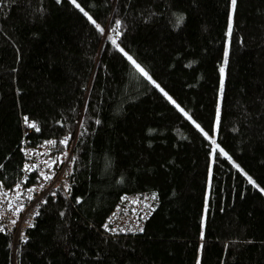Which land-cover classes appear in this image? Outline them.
<instances>
[{
    "label": "trees",
    "instance_id": "trees-1",
    "mask_svg": "<svg viewBox=\"0 0 264 264\" xmlns=\"http://www.w3.org/2000/svg\"><path fill=\"white\" fill-rule=\"evenodd\" d=\"M75 2L0 0V186L23 143H75L69 195L17 245L0 222V264H264V0ZM216 115L256 185L219 150L210 170ZM143 192L139 233L108 222Z\"/></svg>",
    "mask_w": 264,
    "mask_h": 264
},
{
    "label": "built area",
    "instance_id": "built-area-1",
    "mask_svg": "<svg viewBox=\"0 0 264 264\" xmlns=\"http://www.w3.org/2000/svg\"><path fill=\"white\" fill-rule=\"evenodd\" d=\"M23 128L24 133L29 132L34 128V123L29 121ZM63 143L67 145L63 151H59V147H53L51 141L36 149L23 143L21 151L25 162L21 180L10 188L0 186V222L11 233L14 245L25 239L26 231L38 215L40 203L45 195H53L56 189L65 197L69 195L71 157L75 143L74 139ZM31 173L35 174V180L25 188L22 182L27 180ZM154 202V197L146 192L125 197L108 222H118L115 228L122 232L139 233L144 221L151 214L150 204Z\"/></svg>",
    "mask_w": 264,
    "mask_h": 264
},
{
    "label": "rangeland",
    "instance_id": "rangeland-1",
    "mask_svg": "<svg viewBox=\"0 0 264 264\" xmlns=\"http://www.w3.org/2000/svg\"><path fill=\"white\" fill-rule=\"evenodd\" d=\"M75 4L77 5L78 3L75 2ZM79 5V4H78ZM79 8L82 9V7L79 5ZM231 20V19H230ZM223 70V69H221ZM221 72V79L223 78L224 76V72L223 71H220ZM217 125H218V118H217V115H216V119H215V122H214V127H213V134H207V138L209 139L210 143H211V159H210V170H211V165H212V162H213V152H215L216 150H219L223 155L224 157H226L230 163L236 167L237 169L241 170L245 175L246 177L248 178V180L251 179L252 183L251 184H254L256 185V182L240 167V165L235 161L233 160L229 155L228 153L222 149L219 144L217 143L216 141V130H217Z\"/></svg>",
    "mask_w": 264,
    "mask_h": 264
},
{
    "label": "snow or ice",
    "instance_id": "snow-or-ice-1",
    "mask_svg": "<svg viewBox=\"0 0 264 264\" xmlns=\"http://www.w3.org/2000/svg\"><path fill=\"white\" fill-rule=\"evenodd\" d=\"M72 2L73 3H75V0H72ZM232 2H233V5L235 4V2H236V0H232ZM77 7H79V5L77 4L76 5ZM85 15L87 16L88 14L85 12ZM89 18V20H91V17H88ZM119 26H120V21H117L116 22V27L117 28H119ZM97 27H98V29H99V25H97ZM113 43H115V41H113ZM128 59L132 62V64L135 66V68L137 69V71H139L142 75H144V76H148V74L144 71V69L139 65V64H137L133 59H132V57L131 56H129L128 57ZM221 71H223V70H221ZM149 79H150V77H148ZM154 83V82H153ZM157 87H159L158 85H157ZM26 119V122H27V118H25ZM30 126H32V125H30ZM249 182L250 183H252V181H251V179L249 180Z\"/></svg>",
    "mask_w": 264,
    "mask_h": 264
}]
</instances>
